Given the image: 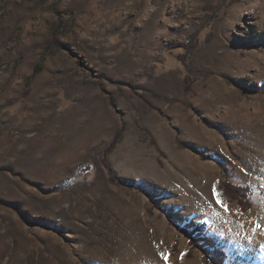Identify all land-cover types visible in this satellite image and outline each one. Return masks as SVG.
<instances>
[{
	"label": "rangeland",
	"instance_id": "obj_1",
	"mask_svg": "<svg viewBox=\"0 0 264 264\" xmlns=\"http://www.w3.org/2000/svg\"><path fill=\"white\" fill-rule=\"evenodd\" d=\"M260 231L264 0H0V264H264Z\"/></svg>",
	"mask_w": 264,
	"mask_h": 264
},
{
	"label": "snow or ice",
	"instance_id": "obj_2",
	"mask_svg": "<svg viewBox=\"0 0 264 264\" xmlns=\"http://www.w3.org/2000/svg\"><path fill=\"white\" fill-rule=\"evenodd\" d=\"M213 194L217 197V203L221 204L222 207H225V210H227V206L223 204V201L219 197V193L216 192L215 188H213ZM257 229L261 228L262 226L260 224H256L255 226ZM163 259L165 260L166 264H169V256L164 255Z\"/></svg>",
	"mask_w": 264,
	"mask_h": 264
},
{
	"label": "trees",
	"instance_id": "obj_3",
	"mask_svg": "<svg viewBox=\"0 0 264 264\" xmlns=\"http://www.w3.org/2000/svg\"><path fill=\"white\" fill-rule=\"evenodd\" d=\"M118 181L121 183L122 180H118ZM203 238H207V237H203ZM208 239H210V238H207V240H208ZM212 240H213V239H212ZM203 242H204V241H203ZM208 244H209L208 246H211L212 248L216 246V245H215V242H212V241L209 242ZM203 252H204L205 257H206V256H207V250H206V251H203ZM222 263H223V261H222L221 259L216 260V262H215V264H222Z\"/></svg>",
	"mask_w": 264,
	"mask_h": 264
},
{
	"label": "bare ground",
	"instance_id": "obj_4",
	"mask_svg": "<svg viewBox=\"0 0 264 264\" xmlns=\"http://www.w3.org/2000/svg\"><path fill=\"white\" fill-rule=\"evenodd\" d=\"M253 14H254V16L252 15V18H253V17H257V15H258L256 10H255V13H253ZM255 236H256V235H255ZM259 239L264 243V232H263V231H260V232H259ZM263 243H262V244H263Z\"/></svg>",
	"mask_w": 264,
	"mask_h": 264
}]
</instances>
